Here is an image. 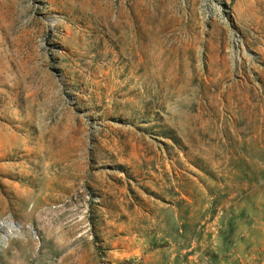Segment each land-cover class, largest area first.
Returning <instances> with one entry per match:
<instances>
[{
    "label": "rangeland",
    "instance_id": "374dc122",
    "mask_svg": "<svg viewBox=\"0 0 264 264\" xmlns=\"http://www.w3.org/2000/svg\"><path fill=\"white\" fill-rule=\"evenodd\" d=\"M0 264H264V0H0Z\"/></svg>",
    "mask_w": 264,
    "mask_h": 264
}]
</instances>
